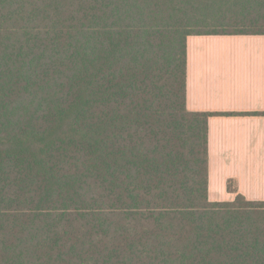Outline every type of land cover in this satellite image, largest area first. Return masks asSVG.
Returning <instances> with one entry per match:
<instances>
[{"label": "trees", "instance_id": "obj_1", "mask_svg": "<svg viewBox=\"0 0 264 264\" xmlns=\"http://www.w3.org/2000/svg\"><path fill=\"white\" fill-rule=\"evenodd\" d=\"M190 36L264 0H0V264H264V201H208L234 114L187 110Z\"/></svg>", "mask_w": 264, "mask_h": 264}, {"label": "crops", "instance_id": "obj_2", "mask_svg": "<svg viewBox=\"0 0 264 264\" xmlns=\"http://www.w3.org/2000/svg\"><path fill=\"white\" fill-rule=\"evenodd\" d=\"M186 53L187 110L234 114L208 119V201H264V36H190Z\"/></svg>", "mask_w": 264, "mask_h": 264}]
</instances>
